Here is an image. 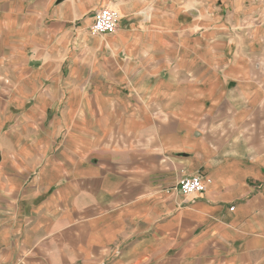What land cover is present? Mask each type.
<instances>
[{
	"label": "crops",
	"instance_id": "1",
	"mask_svg": "<svg viewBox=\"0 0 264 264\" xmlns=\"http://www.w3.org/2000/svg\"><path fill=\"white\" fill-rule=\"evenodd\" d=\"M0 264H264V0H0Z\"/></svg>",
	"mask_w": 264,
	"mask_h": 264
},
{
	"label": "built area",
	"instance_id": "2",
	"mask_svg": "<svg viewBox=\"0 0 264 264\" xmlns=\"http://www.w3.org/2000/svg\"><path fill=\"white\" fill-rule=\"evenodd\" d=\"M118 14L111 7L105 6L97 9L93 15V22L89 27L91 34L112 33L116 30ZM179 190L185 194L201 192L205 188L201 177L192 175L184 176L177 181Z\"/></svg>",
	"mask_w": 264,
	"mask_h": 264
},
{
	"label": "rangeland",
	"instance_id": "3",
	"mask_svg": "<svg viewBox=\"0 0 264 264\" xmlns=\"http://www.w3.org/2000/svg\"><path fill=\"white\" fill-rule=\"evenodd\" d=\"M113 9V8H112ZM113 10H115V9H113ZM116 11V10H115ZM117 12V11H116ZM118 14V13H117ZM119 18V17H118ZM179 189V188H178ZM205 189V188H204ZM181 191V190H180ZM202 192V191H201ZM181 193H183L182 191H181ZM199 193V192H198ZM183 194H185V193H183Z\"/></svg>",
	"mask_w": 264,
	"mask_h": 264
}]
</instances>
